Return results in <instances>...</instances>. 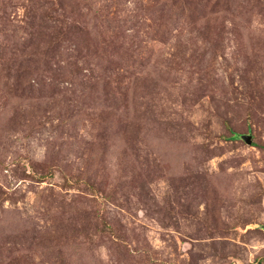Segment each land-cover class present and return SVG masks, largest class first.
Segmentation results:
<instances>
[{"label":"rangeland","instance_id":"374dc122","mask_svg":"<svg viewBox=\"0 0 264 264\" xmlns=\"http://www.w3.org/2000/svg\"><path fill=\"white\" fill-rule=\"evenodd\" d=\"M0 264H264V0H0Z\"/></svg>","mask_w":264,"mask_h":264},{"label":"water","instance_id":"95a60500","mask_svg":"<svg viewBox=\"0 0 264 264\" xmlns=\"http://www.w3.org/2000/svg\"><path fill=\"white\" fill-rule=\"evenodd\" d=\"M242 139L246 142V143H248V144H252V137L251 136H249V135H243L242 136Z\"/></svg>","mask_w":264,"mask_h":264},{"label":"trees","instance_id":"16d2710c","mask_svg":"<svg viewBox=\"0 0 264 264\" xmlns=\"http://www.w3.org/2000/svg\"><path fill=\"white\" fill-rule=\"evenodd\" d=\"M243 136V135H242ZM234 138H235V136H234Z\"/></svg>","mask_w":264,"mask_h":264}]
</instances>
